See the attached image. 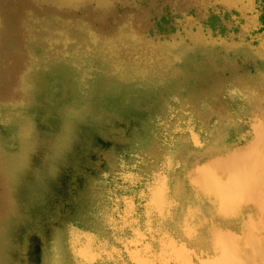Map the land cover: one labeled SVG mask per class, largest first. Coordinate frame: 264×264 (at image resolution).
Masks as SVG:
<instances>
[{"label": "flooded vegetation", "instance_id": "af4514ba", "mask_svg": "<svg viewBox=\"0 0 264 264\" xmlns=\"http://www.w3.org/2000/svg\"><path fill=\"white\" fill-rule=\"evenodd\" d=\"M57 29L61 28L54 29L49 37H42L47 49L53 50L55 44L60 46L51 54L54 67L39 65L37 56L28 51L30 62L24 65L19 74L20 83L14 87L23 95L29 94L31 101L23 96L0 101V177L7 196L6 216L0 217L2 264L7 254L9 264H15L16 260H23L22 264H42L43 260H46L44 264H52L53 260L68 264L71 236L86 233L90 238H101L98 212L107 196L119 195L118 186L125 184L122 174H141L143 166L153 162L159 148L152 138V125L160 126L159 117L144 112L146 123L127 119L141 104L130 107L123 91L131 84L137 92L148 93L139 101L148 103L155 97L161 101L159 91L172 85L175 74L156 80L148 78L147 72L145 76L137 74L138 80L134 74H125V70L118 74L111 55L103 50L101 38L109 36L100 37L94 29L86 27L87 41L80 47L63 29L65 34L58 38ZM89 31L96 38L95 44L88 37ZM168 34L147 39L155 42ZM71 41L75 46L68 50ZM73 50L78 51L79 57L72 54ZM174 53L170 57L172 64L180 66L183 55L175 50ZM106 61L109 69L105 67ZM162 62L168 67L165 60ZM30 74L34 77L29 78ZM110 80L121 97L107 93L110 88L105 83ZM184 90L178 85L162 95L169 102H176L177 91ZM167 106L171 107L169 103ZM15 119L24 123L15 126ZM4 227L5 234L1 233Z\"/></svg>", "mask_w": 264, "mask_h": 264}, {"label": "rangeland", "instance_id": "374dc122", "mask_svg": "<svg viewBox=\"0 0 264 264\" xmlns=\"http://www.w3.org/2000/svg\"><path fill=\"white\" fill-rule=\"evenodd\" d=\"M68 2L70 3L69 0ZM99 2L100 9L95 7L97 4L94 0H79V8L75 9L59 8L49 3L39 4L36 0H0V16L2 21V28L0 29V101L13 99L18 96H23L31 101L29 94L23 95L20 91L14 90V87L18 85L19 74L24 68V65L28 64L31 59L28 50H31L30 52L37 56V63L39 65L48 64L54 67L51 54L55 53V49H60V46L55 44L53 50H49L47 49L45 41L42 39L44 35H52L54 29H63L68 35L74 37L80 44L79 46L82 47L84 41H87L85 40L86 27L94 29L99 33L100 37L116 36L120 39V31L129 30V25H131L136 32L142 34V41L134 45H120L119 49H115L117 51L116 55H111V61L122 59L127 74H133L132 69L128 67L129 65L132 64L133 67L142 66V69L147 71L146 76L152 80L168 78L169 74L176 71V74L174 73L175 79L171 82L172 85H165L164 90L159 91L158 98L161 101H156V97L148 103L139 101L148 93L137 92L135 88H132L131 84L123 91V95L129 99L128 103L130 107H137L136 105L141 104L140 106L138 105L137 112L131 117H127V119L131 118L133 121H143L146 123V119L143 117L144 112H150L152 115L154 114L159 117L160 126L158 125L156 128L155 124L152 125V131L154 132L152 138L158 143L159 147L157 152L155 151L153 161L155 162L158 159L160 151L166 147V144L163 142V137L166 135L165 131L170 132V128L176 121L178 122L188 115H191L194 120L193 128L197 130L199 126L206 127L213 117L216 116L217 122L215 124L217 128L214 132L216 135L213 141L215 144L210 146L212 149L211 152L212 154L219 153V151L222 152V150H226L229 147L232 148L229 149L230 151L227 150L224 152L227 156H216V162L219 165L218 168H214L216 170L212 169V175L210 173L206 177L208 179L204 180L205 182L196 180L195 185L197 188L199 187L198 189L203 190L204 193L214 194L215 192L219 197L225 196L229 192H236L235 194H243L247 190L251 192V187H247L245 181H243L242 185L237 178L257 177L258 175V148L253 143V139H250V144L244 150L247 153L249 152L248 154L246 153V157L248 158H252V153L255 154V159L253 158L254 162H250L248 158L243 160V158L237 157L235 159L231 154L238 151L234 149L238 145L231 146V144H220L219 142L226 135L229 125L233 123L232 118L229 116L240 113V106L243 103L228 95L226 93L227 89L234 87L242 90L250 102L251 109H254L253 111L258 110L260 106L258 101L261 100L259 96L264 93V64L257 62L255 59L253 60L251 53L245 50H232L227 52L219 46H197L192 49V53L184 51L183 63L178 66L172 64L173 59L170 58L175 55L173 50L181 52L180 49L178 50V48L175 49L174 47L177 41L176 38L166 36L164 39L166 42L165 45L168 47L172 44L169 41H173L174 46H170L168 51L170 54L163 52L160 54L161 51L154 48L155 45H152V50L148 46H145V43L148 41L147 38L154 39L173 31L176 25L180 23L176 18H182V15L186 14H192L199 22L207 24L210 28L219 32V34H224L226 30L229 31L231 29L235 32L231 35L229 34V36L235 38L245 37L247 39L245 34L250 35V33L242 30V27H237V25H245L236 19L231 21L225 20L226 14L218 16L217 13L220 11L219 6L222 5L220 3L215 4L218 10L215 8L213 11H203L200 5L193 0H99ZM62 5L64 7L65 5L66 7H71L67 6L64 1ZM201 6L205 7L206 5ZM263 9L264 7L262 8V6L259 7L257 4L252 3V8L249 12H246L253 26L257 22L255 16H260ZM234 11L232 8L228 10L231 14H234ZM261 21L258 26L264 25V21ZM228 23L233 28L228 27ZM236 30L242 31V33H237ZM31 36H34L35 40ZM123 40L127 43L130 42L126 38H123ZM226 45L227 47H232V45ZM74 46L75 43L71 41L67 44L66 48L69 50L74 48ZM92 53L96 55L95 52ZM45 54L47 56L50 55L47 57ZM134 54L138 55L135 57ZM147 56L153 61L146 64L144 60ZM162 57L163 61L165 60L167 62L168 67L163 64ZM92 59L94 58L92 57ZM135 60L136 62L134 63ZM109 66L110 64L106 61L105 67L109 69ZM164 66L166 67L165 69L163 68ZM187 73L190 74L188 75ZM30 76L34 77V74H30ZM134 77L138 80L137 78L140 76L134 75ZM112 85L113 80L105 83V86L110 88L107 93L115 94L117 97L120 96V93ZM178 85H183L185 90L177 91L178 101L169 102L162 94L171 91L172 87L176 88ZM135 92L139 93V95L137 94L135 96L137 100L134 99ZM248 92L249 95H247ZM253 96L254 98H252ZM252 99H255V101ZM168 103L171 105L170 108L167 106ZM111 110L114 111L113 108ZM23 123L24 120H14L15 126ZM179 123L182 124L181 121ZM218 124L219 126H217ZM216 149L220 150L217 151ZM261 158L263 161L264 150L261 152ZM151 167L152 163L143 166L142 171H148ZM216 181L219 182L217 183ZM232 181L235 183H231ZM233 184L234 186L232 187L231 185ZM244 186L249 189L243 190L242 188ZM133 188L136 190L137 186H133ZM125 191L128 192L129 190L125 189ZM9 204L11 205L10 202ZM6 210L7 196L2 177H0V217L6 216ZM5 232L6 228L4 227L1 233L5 234ZM6 239L7 236L4 238V242H6ZM18 250L20 252L21 248H18ZM7 255L4 260L5 264H9L10 261L9 254ZM18 263H24V261L16 260L15 264ZM44 263H46V260H43L42 264ZM0 264H2L1 261ZM62 264L64 263L62 262ZM68 264H73L71 259Z\"/></svg>", "mask_w": 264, "mask_h": 264}, {"label": "bare ground", "instance_id": "6f19581e", "mask_svg": "<svg viewBox=\"0 0 264 264\" xmlns=\"http://www.w3.org/2000/svg\"><path fill=\"white\" fill-rule=\"evenodd\" d=\"M63 1L67 4V6H71L75 8L79 6L78 5L79 0H69L70 3L68 2V0H36V2L39 4L49 3L59 8L63 7L62 5ZM193 1L199 4L203 11H213V9L214 10L215 8L217 9L215 4L218 3L222 4L221 6H219L220 11L217 13V15L222 16L226 14L225 20L227 21H231L235 19L239 20V22L245 26L237 25V27L238 28L242 27L243 28L242 30H244L245 32L246 31L249 32L250 35L245 34L247 39H245V37L244 38L231 37L229 36V34L231 35L235 31L231 30L230 28H229L230 30L229 31L226 30L224 34L222 33L219 34V32L210 28L207 24L199 22L198 19H196L192 14H186V15H182L183 16L182 18H176V20L179 21L180 23L176 25L175 30L173 32L167 35L168 37L171 36L172 38H176L177 41L175 42V46L173 45V41H169L172 42V44H170L169 47L165 45L166 44V42L164 41L165 37L161 39H157L155 42L149 39L145 43V46L151 48L152 45H155L158 51H161L160 52L161 54L162 52L169 53L168 52L169 48L170 46L173 45L175 49L178 48V50L179 49L181 50V52H178L179 55H183L184 51H190L197 46L206 47V46H210V44H220L226 48H230L227 47L226 44H228V45H232L233 47L232 50L237 49V50H245L248 53L250 52L253 57V60L255 59L257 62L260 63L256 55V53H258L259 50L258 48L254 47L252 39L254 37V34L256 33L255 31L264 29V25L258 26L262 22L261 20L264 21V9L260 16H255V18L257 19V22L255 21L256 22L255 26H253V24L250 23L251 20L246 14V12L250 11V9L252 8V3L257 4V6L259 7L262 6L263 8L264 0H235V1L193 0ZM94 2L97 4V5L95 4L96 5L95 7L100 9L99 0H94ZM201 5H206V6L202 7ZM229 8L235 10L234 11L235 13L234 14L229 13L228 12ZM228 27H232V26L228 23ZM56 31L59 35L57 36L58 38H60L62 35L65 34L64 31L61 29L59 31L57 29ZM236 32L242 33V31L239 30H236ZM57 37H55V39ZM88 37L90 41H92L93 44H95L94 40L96 38H94L95 36L93 37L91 31L88 32ZM122 37L126 38L130 42L129 43L125 42L124 41L125 39L123 40ZM116 38H117L116 36L101 38L102 45L104 46L103 50L105 52H109L108 53L109 55H116L117 51H115V49H119L120 45L123 46L134 45L142 41V34L136 32L132 28V26L129 25V30L120 31V39L119 38L116 39ZM49 40H52V38ZM150 50H152V48ZM226 50H230V49H226ZM72 54L76 55L77 57H79L80 55L76 50H73ZM83 55L85 56L88 55V52H86L85 50L83 52ZM118 61L117 59L113 60L112 62L114 65L113 68L117 70L118 74H122L124 70H126L125 65L122 63L123 62L122 59ZM150 61H151L150 57L148 60L147 59L144 60L146 64ZM135 62L136 60L134 61V63ZM128 67L132 69L134 75L141 73V75L145 76L147 72L146 70L142 69V66L133 67V65L131 64ZM125 74L127 73L125 72ZM24 87H26V85ZM230 92L234 94V95L230 94L231 97L236 98L237 100L240 101L246 100L245 102L246 106L243 105V103L240 106L241 107L240 113L229 116L230 118H232L233 123L229 125L226 135L223 136L219 142L220 144H229V145L231 144V146H234L240 144V142L242 143L245 138H248L246 137V131L242 129L243 127L242 124L240 123V120L244 114H247L244 113L245 111L252 112L254 109H251L250 102L247 100L242 90L237 89V92L236 91H230ZM241 93H243V95ZM247 95H249V92L247 93ZM252 98H254V96ZM253 101H255V99ZM215 117L216 116L213 117V119L208 123V125H206V127L203 128L202 126H199L198 131H194L193 129L194 120L191 115H188L184 119H181L180 121L182 122V124L179 123L180 121L178 122L176 121L170 128V132L165 131L166 135H164L163 137V142L166 144V147L162 149V151H160L158 159H156L155 162L154 161L152 162V167L149 168L148 171H143V173L135 174V175L122 174L121 178L122 180L125 181V184L122 185L120 184L118 186L121 188L119 191L120 194L113 197L108 195L107 196L108 200H106V203L103 205V208L98 212L99 214L98 218L101 224V228L98 229V232L101 235V238L100 237L97 238L96 236L90 238L89 235L86 233H82V234L77 233V234H73L69 239L68 249L73 264H95V262H97V264H189V262L192 261L193 248H195V243L197 242L194 243L192 237H190L189 235V233L191 232L190 231L191 229L190 221L192 219L191 212L193 211L194 208L197 207H200L198 211L201 209L202 201L200 197H202L204 194H208V192L204 193L203 190L198 189L199 187L198 188L196 187L195 181L202 180L203 182H205L204 180L208 179L206 177L210 175L212 169L218 168L219 166L216 162L215 157L221 155L227 156L226 153L224 152L219 151V153H213V154L211 152L212 149L210 146L215 144L213 142L216 135L214 134V132L217 128L215 124L217 122L216 121L217 118ZM217 126H219V124ZM257 137L258 134H253L251 139L256 141ZM185 148L186 150H184ZM231 148L229 147L228 149ZM245 148L246 147L244 148L235 147L234 149L238 151L237 152L233 151L234 153L231 155H233L235 159L238 157V158H243L244 160L245 158H248L246 156L249 153V152L247 153V151L244 150ZM216 150L218 151L220 149H216ZM14 155H16V153ZM253 158L255 159V154L252 153V158H248V159L250 162H254ZM237 180L240 181L242 185H243V181L246 182V179L243 178H237ZM231 183H235V182L232 181ZM133 186H137V189L134 190ZM231 186L233 187L234 184ZM125 189H128L129 191L125 192ZM254 189L256 188H251V190ZM227 192L229 191L227 190ZM252 194H254L253 191ZM203 203L206 204L205 201ZM220 233H223V231H220ZM52 264H58V262L56 260H53Z\"/></svg>", "mask_w": 264, "mask_h": 264}, {"label": "water", "instance_id": "95a60500", "mask_svg": "<svg viewBox=\"0 0 264 264\" xmlns=\"http://www.w3.org/2000/svg\"><path fill=\"white\" fill-rule=\"evenodd\" d=\"M255 32L252 39L253 45L259 50L256 53L257 59L264 64V29ZM210 46L223 47L224 50L230 49L226 51H232L233 48H226L220 44H210ZM230 91L237 92V89L234 87L227 89L228 95H234ZM260 98L261 101H258L260 106L256 107L258 110L244 112L247 114L243 115L240 123L248 138L236 146L237 148L246 147L250 144L253 134H258L257 140L255 142L253 140L258 148V175L257 177H241L246 179L247 187L256 189L248 192L249 188L244 186L242 189L247 192L243 194L229 192L222 197L213 194H204L200 197L201 209L198 211L200 207H197L191 212L189 235L193 242L197 243L193 248L192 261L189 264H264V160L262 161L261 158V152L264 150V93ZM241 101L246 106V100ZM227 150L229 149L222 152ZM204 201L206 204L203 203Z\"/></svg>", "mask_w": 264, "mask_h": 264}]
</instances>
